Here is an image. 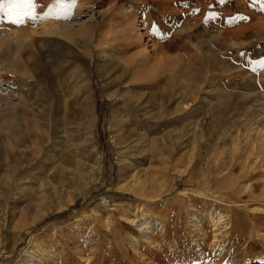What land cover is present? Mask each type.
Listing matches in <instances>:
<instances>
[{"label": "rangeland", "instance_id": "374dc122", "mask_svg": "<svg viewBox=\"0 0 264 264\" xmlns=\"http://www.w3.org/2000/svg\"><path fill=\"white\" fill-rule=\"evenodd\" d=\"M54 1L36 0V12L47 16ZM112 4L131 9L138 25L144 20L142 40L125 45ZM261 8L254 0H75L70 18L55 20L60 33L94 23L96 38L82 57L107 48L115 76L131 78L119 71L131 57L158 67L157 83L138 93L156 105L164 97L165 116L156 121L104 96L96 53L93 115L68 109L66 97L56 103L69 83L68 71L50 66L64 52L50 40L56 35L23 58L22 78L2 69L13 77L2 85L13 98L0 104V147L20 145L28 125L37 159L12 184L0 169V264H264V69L252 71L264 61ZM26 20L0 16L2 51L5 30L40 29ZM33 69L46 75L37 79ZM21 96L29 105L12 115Z\"/></svg>", "mask_w": 264, "mask_h": 264}, {"label": "bare ground", "instance_id": "6f19581e", "mask_svg": "<svg viewBox=\"0 0 264 264\" xmlns=\"http://www.w3.org/2000/svg\"><path fill=\"white\" fill-rule=\"evenodd\" d=\"M51 5H52V2H51ZM48 6H49V1L43 2V8L46 9ZM75 6L77 7V5H75ZM78 6H80V5H78ZM109 12H111L113 14L114 13H118L119 9H118V7L116 5L113 6V4H112V7L110 8ZM36 13H37V17H38L37 21L40 22L39 24H41V27H40L39 30L30 31L28 29V25H23L21 30H18V28L20 26L14 27L12 31L4 29L5 30L4 34H6V35H3L2 38L6 39V37H7V38H9L10 41H9L8 46H7V51H2L1 48H0V72L2 71V69L3 70H7V68H9L11 66L13 68V69L11 68L12 71L10 70L11 74L14 75V76L15 75L19 76V73H21L25 69V68H23V63H22L23 58L25 60V57H26L27 54H32V52L35 51V49L37 48L38 44L47 38V37H45V35H53V36L56 35L57 37H52V38H50V40L54 44L60 45V48L64 52H62L61 55H58V56H55L54 58H52L50 66H51V69L53 71L54 70L63 71V72L65 71V73H66V71H68V73H69V75H68L69 83L67 82V84H65L64 87H62L61 89H58L56 91V95H55L56 96V101L55 102L58 103L61 100H63L64 97H66L65 104L68 107V109L71 108V104H76L78 106V115L81 114V115H85V116L87 115V116L90 117L91 115H93V112H94V101H93V97H94L93 93H94V91L92 90V87H91L90 72H92V71H90V66L94 63L95 53L96 52H94L95 50L91 51L90 53H88L86 58L82 57V53L81 52H82V49H85V50H89L90 49L93 40L96 38V35H95V26L96 25H94V23L91 22L88 25L87 24L86 25H82L79 28L78 32L74 31V32H70V33H60L59 32L60 23H57L55 21L56 18L47 17L46 15H44L42 13H38V11ZM79 13H78V15H79ZM116 15H119L118 17L121 18V27L119 26V28L120 29L122 28L121 29L122 30L121 39L123 37L124 41L123 40L122 41L125 43L126 46H131L134 43L135 37L138 40L144 37L141 31L145 30V27L142 26L145 22L142 19L139 22L142 25H138L137 24L138 23L137 22V18H135V15H133V13L131 12V9L123 6L122 8H120V12L118 14H116ZM73 16H74V14H73ZM57 20H62L63 21L64 19H57ZM25 22H27V20ZM118 25H119V23H118ZM162 26H163V24H162ZM88 29H91L92 31H94L91 34V36L89 37L90 39H88V37L86 35V32L88 31ZM163 31H166V30H163ZM5 41H8V40L6 39ZM5 41H4V43H5ZM1 42H3V41H1ZM5 48H6V46H4V49ZM144 52H146V51H144ZM11 53H12V55L10 56ZM96 54L98 55V58H99V65H98L97 70L101 73V76H102V84H103L104 96L107 99L113 98V99H116V100L123 101L124 104L131 109L130 111H133V112L136 113L137 117H140L142 115L143 119H150L152 121L158 120L159 119L158 115H160L161 113H164L165 109H167L166 101H165V99L163 100L164 97L162 98V100H160L159 105H156L158 103L155 104L154 103L155 101H152L150 99V97L148 96V94H147V96L144 99H142V98L145 96V94H141V96L138 95V93H140L141 91L146 90L151 83H155L157 81L156 79L159 76L158 67H156V66L153 67V68L151 67L152 69H150V70L145 69V67H144L145 63H139L134 57H131L129 59L127 65L125 63V65H123L122 68H120L118 66H116V68H115V69L120 68L119 71L123 72L124 74L129 72L128 74L131 75V78L126 80L125 78H122V77H119V76H115L114 74H112V65H114V63H113L114 62L113 61L114 57L111 54L108 53L107 48L102 47V48L98 49ZM40 56H41V54H40ZM40 56H39V60H40ZM41 58H43V57H41ZM33 63L36 64L37 62L35 61ZM100 64H102V66H100ZM133 64H135V65H133ZM41 68H42V66H41ZM37 69H39V67H37ZM37 69H33L32 71L35 74V76L37 77V79H39L38 77L42 76V74H44V73L38 72L40 69L38 71H37ZM47 70H48V68L46 69V71ZM25 72L27 73V71L24 70V73ZM43 72H45V70ZM49 72H48V74H50ZM12 75H9L8 72H5V73L1 72V74H0V104H6L8 102H11V100H12L11 99L12 96H10L8 92L7 93L5 92L6 88L5 89H4V87L2 88L3 83H6L7 81L11 80ZM21 75L19 77H21ZM44 75H46V74H44ZM42 77L40 78V80L42 79ZM49 77L52 78L51 76H48V78ZM50 78H49V80L51 81ZM45 79H43V81ZM52 80H54V79H52ZM54 82H53V84H55ZM53 84H51L50 86H52ZM174 84H172V86ZM57 85H58V83H57ZM123 87H126L128 89V91L127 92H125V91L122 92ZM154 88H156V87L154 86ZM56 89L57 88H55V90ZM173 91H174V89H173ZM189 92H190V90H189ZM168 94H166V95H168ZM166 95H165V97H166ZM172 95H173V92H172ZM28 96L29 95H27L26 97L28 98ZM169 96H171V93H170V95H168V97ZM175 96H176L175 98L178 97L176 95V93H175ZM181 96L182 95H180V97ZM21 97H20V99H22V101H21V103H19V106H18L19 108H17V106H16V108H17L16 111H15L16 108H13L14 111L11 109L12 112H13L12 115L16 116L17 113L19 112L18 109H20V107H22V108L26 107L27 108V104H28L27 100L25 98L23 99V97L22 98ZM184 97H185V95H184ZM166 100H167V98H166ZM29 103H30V101H29ZM34 105L32 104L31 106L33 107ZM176 105H177V103H176ZM32 107H31V109H34ZM29 108H30V106H29ZM178 109L179 108H177V110ZM173 113H175V112H173ZM161 116H163V115H160V118H161ZM164 116H165V113H164ZM175 116H177V115H175ZM83 118H84V116H83ZM170 119H172V118H170ZM116 122H118L117 118L112 116V125L116 124ZM53 124H54V121L52 119V120H50V123H49L50 128L53 127ZM78 125L77 126L80 127V124H78ZM121 126H122V128L120 129L121 132L122 131L124 132L125 128L128 127L127 124L124 121H122V123H120V127ZM86 127H88V126H86ZM86 127L82 128V129L86 130ZM22 129L24 131H23V134L20 137L21 139L19 138L20 139L19 140L20 141L19 142L20 145L16 142L18 144V146L12 147L13 149L11 148V150H9V151H5L2 148V146L0 147V169L2 170V172H3V170L5 171V173L8 175L7 178L10 177V179H9L10 183H11L12 179L15 178L16 174H18L20 172L22 173V171L26 170V168H28L31 165H33L34 161L37 159V156H36V153H35V148H32L33 150L28 148V145H29L28 142L32 143V142H34L32 139H34V138L36 139L37 138V135L34 134L35 132L33 133V131L35 129L34 128H33L34 130L32 128L30 129L28 127V125H24V127H22ZM90 129H92V128L90 127L89 131H90ZM12 133H15V132H12ZM3 140H4V138H3ZM40 147H42V146L40 145ZM39 153H40V151H39ZM3 176H4V172H3ZM0 177H1V175H0ZM211 182H213V179L211 180ZM227 184H229V183H227ZM259 184L260 183L255 182L252 185V188L255 189L256 193L258 192V187L260 186ZM231 186H233V185H231ZM225 187L222 188L223 191H224ZM228 188H226V189H228ZM230 188L229 189L232 190L233 187H230ZM217 192H214V193H217ZM237 193H239V192H237ZM210 197H211V195H210ZM225 199H227V197L222 198V196H221V199L218 198L216 200L221 201V200H225ZM234 202H236V201H234ZM232 204H233V202H232ZM220 221L218 220L217 223H220ZM133 222H135V221H133ZM215 223H216V221H215ZM214 225H216V224H214ZM230 239L234 240L232 237Z\"/></svg>", "mask_w": 264, "mask_h": 264}, {"label": "snow or ice", "instance_id": "6c2138e0", "mask_svg": "<svg viewBox=\"0 0 264 264\" xmlns=\"http://www.w3.org/2000/svg\"><path fill=\"white\" fill-rule=\"evenodd\" d=\"M254 2L260 3L262 5L261 10L264 11V0H254ZM74 3L75 0H71V3H68L67 0H56L50 7L47 17L69 19V12ZM36 8V0H0V16L8 18L12 23L17 25L24 24L26 19L36 21L38 18ZM244 18L245 17H237L236 19ZM153 33L162 35L157 25H153ZM257 68L264 69V61H258L256 67H254L252 71L256 72Z\"/></svg>", "mask_w": 264, "mask_h": 264}]
</instances>
